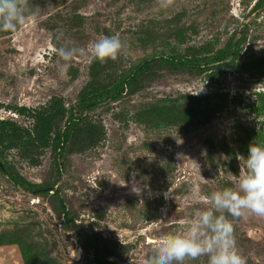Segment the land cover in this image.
<instances>
[{
    "label": "rangeland",
    "instance_id": "374dc122",
    "mask_svg": "<svg viewBox=\"0 0 264 264\" xmlns=\"http://www.w3.org/2000/svg\"><path fill=\"white\" fill-rule=\"evenodd\" d=\"M30 2L24 25L0 31V119L16 128L33 125L19 106L75 103L89 80L90 47L103 36L118 35L127 54L104 82L146 58L202 49L212 56L232 40L236 45L238 57L210 61L201 66L205 71L158 60L140 90L88 113L104 136L96 145L68 148L58 179L73 223L52 195L30 193L0 173V238L22 232L40 263L95 264L93 249L87 254L84 248L95 232L103 248H113L107 257L116 264H147L160 234L184 231L207 207L205 197L236 186L238 156L259 144L258 133L264 137V67L246 71L253 57L264 56V6L254 9L256 0H176L167 10L158 0ZM73 46L85 55L71 62L57 55L60 47ZM156 117L162 118L158 125L146 121ZM6 127L0 135L10 132ZM0 153L11 172L36 184L57 180L53 145L32 159L18 147L0 145ZM133 184L142 195L130 191ZM233 225L246 264H264V217L246 214ZM0 264L28 263L13 242L0 245ZM185 264H207V258Z\"/></svg>",
    "mask_w": 264,
    "mask_h": 264
},
{
    "label": "trees",
    "instance_id": "16d2710c",
    "mask_svg": "<svg viewBox=\"0 0 264 264\" xmlns=\"http://www.w3.org/2000/svg\"><path fill=\"white\" fill-rule=\"evenodd\" d=\"M264 6V0H256L254 9ZM239 41L236 42L238 45ZM235 49V50H234ZM208 51V50H207ZM231 53L238 57L237 48L233 40L223 49L218 50L212 56H207L205 50H199L192 56L177 57L174 55H163L160 57L146 58L140 62L128 74L122 75L110 82L102 81V76L110 72L111 68L116 65V61L109 60L105 64L99 61H92L89 72V80L84 89L80 92L74 104L66 106L63 101L53 99L49 105L41 108H32L19 106L17 111L21 115L30 116L33 119L32 128H16L9 120L0 119V128L10 126L8 133L0 135V145L4 148L18 147L24 152V156L32 159L34 154L41 155L44 149L53 145L57 161V180L46 185L36 184L20 174L13 173L1 158L0 153V173L7 175L16 185L24 190L36 195H52L59 212L66 217L67 223H73L74 217L70 212L58 186V179L63 175L64 166L62 158L68 148L78 149L90 147L98 144L104 136V128L101 124L88 120V113L93 111L99 105L107 101L120 99L127 93H134L143 87V82L149 77L153 65L156 61L159 64H167L179 69L200 68L207 65L210 61H220L227 58ZM210 60H208V58ZM115 63V64H114ZM254 68L264 67V56H255L253 61L246 68V71H252ZM211 69L207 68L206 70ZM205 71V70H204ZM260 108L264 110V98L261 97ZM61 120H64L61 125ZM153 120V121H152ZM157 120V121H156ZM148 123H157L162 118L146 120ZM151 121V122H150ZM263 132L258 133L257 141L264 145ZM6 143V144H5ZM36 164L34 160H31ZM12 238L4 236L0 238V245L3 243L16 242L22 251V254L28 264H45L40 263L36 253L38 250L31 244L25 242L22 232H16L11 235ZM91 246H84L86 253L93 249V262L95 264H116L107 256L113 253L112 247L103 248L100 237L95 232L91 234Z\"/></svg>",
    "mask_w": 264,
    "mask_h": 264
},
{
    "label": "clouds",
    "instance_id": "9594fccd",
    "mask_svg": "<svg viewBox=\"0 0 264 264\" xmlns=\"http://www.w3.org/2000/svg\"><path fill=\"white\" fill-rule=\"evenodd\" d=\"M175 3L176 0H158L164 10ZM31 10L30 0H0V31L15 32L25 24ZM56 51L65 62H71L76 55H85L84 49L74 46ZM126 56L120 37L112 35L92 44L88 58L105 64ZM238 159L241 163L236 186L213 191L205 197L207 207L196 214L184 231L160 234L152 245L147 264H185L202 257L207 258V264H246L236 247L233 220L246 214L264 217V145L251 143L247 157L241 155ZM130 191L142 195L136 184ZM121 242L124 243L122 239Z\"/></svg>",
    "mask_w": 264,
    "mask_h": 264
}]
</instances>
